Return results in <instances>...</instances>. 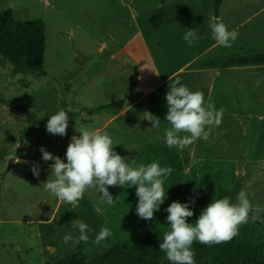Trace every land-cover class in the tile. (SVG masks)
Segmentation results:
<instances>
[{
  "label": "rangeland",
  "instance_id": "obj_1",
  "mask_svg": "<svg viewBox=\"0 0 264 264\" xmlns=\"http://www.w3.org/2000/svg\"><path fill=\"white\" fill-rule=\"evenodd\" d=\"M224 2L254 4L264 0ZM9 3L19 5L11 8L16 18L39 19L45 25V76L13 74L11 67L0 59V95L10 102L7 106L0 101V264H49L76 252L77 243L63 242L68 233L73 237L79 235L78 228L73 227L76 220L87 223L91 229L87 233L89 240L82 242L89 258L118 243L135 246L142 242L140 222L153 236L163 237L169 230L166 209L173 201L188 203L193 216L186 220L195 223L204 207L196 201L192 169L199 179L204 206L212 199H230L237 190L236 201L239 191L244 190L253 205L264 208L263 106L252 107L230 97L234 90L219 98L216 89L210 97L217 110H224V115L222 123L210 129L208 140L198 139L191 144L192 154L187 147L178 150L165 143V130L170 127L166 121L168 84L178 78L190 91L202 92L205 101L209 97L208 84L203 81L207 77L191 76L195 64L185 63L213 40L209 18L213 17L214 0H0V8H10ZM233 13L226 10L223 18L235 19ZM188 28L196 29L203 37L192 46L183 39ZM107 35L115 41L109 37L108 48H101L102 53H98L101 39ZM141 38L146 40L149 56L144 54ZM254 47L264 49V43H254ZM109 52L117 54L110 58ZM208 57L203 55L198 61ZM82 70L79 81L97 71L96 82L80 83L76 73ZM138 70L140 80L134 86ZM115 79L121 82L117 86L113 84ZM161 79L164 82L149 91ZM64 86L70 88L67 101L71 110L84 103L97 106L121 101L119 105H128L137 99L127 111L129 117L106 124L107 115L103 113L91 116L92 120L97 117L94 122L83 123L90 116L82 113L68 125L77 136L81 130L105 125L95 130L106 131L113 140V150L132 167L157 162L173 169L163 185L166 198L153 219L146 221L137 215L135 185L109 187L115 200L112 205L102 200L98 188H89L76 208L45 191L47 179H54L50 169L53 161H44L40 148L43 146L66 162V148L73 135L50 134L46 130L48 119L32 124L23 140L19 134L23 121L31 115L26 109L37 116L62 110L59 99ZM17 104L24 111L15 107ZM145 111L160 119V127L151 126L144 118ZM250 112L254 118L247 117ZM17 142L20 147L15 149ZM32 165H38V177L33 175ZM259 220L264 224V212ZM105 226L113 235L97 245L93 242L95 236Z\"/></svg>",
  "mask_w": 264,
  "mask_h": 264
},
{
  "label": "clouds",
  "instance_id": "obj_2",
  "mask_svg": "<svg viewBox=\"0 0 264 264\" xmlns=\"http://www.w3.org/2000/svg\"><path fill=\"white\" fill-rule=\"evenodd\" d=\"M18 6L16 3L8 4L10 8ZM209 27L211 36L218 46L231 47V42L238 37L236 30L229 31L216 17L209 18ZM202 38L193 28H188L183 36L189 46ZM260 84L261 81L257 80L255 86L259 87ZM168 88L165 96L166 121L170 127L165 130L166 145L169 148L183 150L198 139L207 141L210 129L222 123L224 110L222 108L217 110L211 97L205 101L202 92L190 91L178 78L173 79ZM144 118L151 122L152 127H160V119L150 112L145 111ZM67 128L68 112L60 110L50 115L46 124V130L50 134L63 137L67 134ZM182 133L184 135H181ZM113 145V140L106 131L81 130L78 136L71 137L67 145L66 162L41 146L42 159L53 161L50 169L54 179H47L44 184L45 191L71 208H76L89 188H98L102 200L112 205L115 200L108 191L109 187L135 185L138 197L137 215L146 221L153 219L154 213L159 210V206L166 198L163 185L165 178L172 174L173 169L170 166L161 167L157 162L132 167L125 157L113 150ZM19 147L20 144L17 142L15 149ZM16 162L20 161L17 159ZM132 164H135V161H132ZM31 171L34 176H39L38 165H32ZM248 196L246 191L241 190L235 203L230 202L227 197L212 199L203 208L195 223H188L186 220L193 216L188 203L171 202L166 209L169 230L164 232L159 249L166 253V259L171 264H196L192 249L194 241L208 246L228 242L238 235L239 228L248 223L249 219L252 222L260 219V213L264 212V208L253 205ZM191 202L194 203V200ZM107 223L105 220V224ZM73 227L78 228L79 235L73 237L71 233L66 234L63 237L64 243L71 241L76 244L89 240L87 233L91 229L87 223L76 220ZM112 235L111 229L105 226L101 228L93 242L99 245Z\"/></svg>",
  "mask_w": 264,
  "mask_h": 264
},
{
  "label": "trees",
  "instance_id": "obj_3",
  "mask_svg": "<svg viewBox=\"0 0 264 264\" xmlns=\"http://www.w3.org/2000/svg\"><path fill=\"white\" fill-rule=\"evenodd\" d=\"M221 1L214 0L213 17H218ZM45 39V25L41 20H21L13 15L11 8H0V59L11 67L13 74L21 73L34 77L45 75L43 70ZM222 63L264 64V51L218 61V64ZM69 92L70 88L64 86L59 99L62 110L68 112V122L80 115L81 111H85L88 115L101 112L114 113L120 104L119 101H114L93 108L81 107L78 110H71L67 102ZM0 101L7 106L10 105V102L1 95ZM15 107L23 108L18 104ZM26 112L31 115L23 121L24 126L19 134L20 140L26 137L32 124L43 123L50 117V114L37 116L27 109ZM67 133L74 135V130L69 125ZM192 172V183L197 193L196 201L200 207H205L199 195V179L194 169ZM236 193L237 190L230 198V202H236ZM138 227L143 241L135 246L118 243L109 247L104 253L89 258L84 254L83 241H81L77 243L76 252L49 264H171L166 259V253L159 249V243L162 242L163 237L153 236L141 222L138 223ZM192 249L196 264H264V224L259 219L255 222L249 219L248 223L239 228L238 235L232 240L211 246L194 241Z\"/></svg>",
  "mask_w": 264,
  "mask_h": 264
},
{
  "label": "crops",
  "instance_id": "obj_4",
  "mask_svg": "<svg viewBox=\"0 0 264 264\" xmlns=\"http://www.w3.org/2000/svg\"><path fill=\"white\" fill-rule=\"evenodd\" d=\"M123 1L127 2V0H123ZM226 10L233 11L234 12L233 15L236 18L234 19L231 18L230 16L229 19L228 16L226 17V19H224L223 15L224 12H226ZM239 12H240V16L238 15ZM217 19L223 22L227 26L229 31L236 30L238 32L237 39L231 42L232 44L231 47L218 46L215 40L213 39L201 51H198L196 54H194V56L191 57L185 63V65L191 63L192 61V63L189 64V66L192 64L195 65H194V69L191 70L190 72L191 76L203 74V76L207 77V79L205 78V80L203 79V81L208 84L206 85L208 87L209 97L211 96L212 92L215 91L216 89L219 94V98L222 96H228L227 92L229 90H234L235 93H232L230 97L238 98L246 104H251L252 107H262V106L264 107V64H247V65H239L237 63L218 64V61L228 60L230 58H237L241 56H249L254 54L255 52H260L261 50L264 51V49L257 50V48L254 47V43L255 44L264 43V2L254 3V4H242V3L227 4L226 2H224V0H222L219 6ZM109 37L110 40L115 41L114 37L109 35L105 37L106 39L102 38L99 44L100 47L98 53L99 52L102 53L101 48H108ZM94 40L98 42L96 38H94ZM141 41L144 47V54H147L149 56L146 40L141 38ZM116 54L117 52H109L108 57L110 58L114 57L116 56ZM203 55L209 56L208 59L205 60L203 59L201 61H198ZM127 65H129V63H127ZM138 67L139 66L137 63V69H139ZM96 72L92 73L84 81L82 80L79 81L81 75L83 74V70L78 71L76 73L78 76V81L80 83H85L89 80L91 83H95L98 78V73ZM139 78H140V71L138 70L137 83L134 86L138 85L140 80ZM164 80L165 79L159 80V82L155 86L149 88V91H151L152 88L163 83ZM257 80L261 81L259 87L255 86ZM119 83H121L119 79H115L113 82L115 86H117ZM46 86H49V84H46ZM254 93L258 94L257 97H255L256 94ZM136 101L137 99L133 100L132 103L128 105H126V102H124L123 104L118 106L117 110L114 113L101 112L96 114L104 113L105 115H107L106 118L104 119L105 123L107 124L108 122L113 121L116 118L127 116L126 114L127 111H129L128 109H130L133 106L134 102ZM229 101L231 100H228V102ZM97 106H88L84 103L82 106H80L75 110H78L81 107L93 108ZM121 106L123 109L120 108ZM82 113L88 115L85 111H81L80 115H78L77 117L81 116ZM96 114L88 115L90 117L86 119L85 122L83 123L94 122V120L97 117H95L94 120H92L91 116L93 115L96 116ZM129 114H131V112H129ZM247 117L254 118L251 112L247 113ZM97 127L98 125H96L92 130H95ZM104 127L105 125L100 128H104ZM99 129L97 131H99ZM187 148H188V153L191 154L194 153L193 151L194 148H192L191 145L188 146Z\"/></svg>",
  "mask_w": 264,
  "mask_h": 264
}]
</instances>
